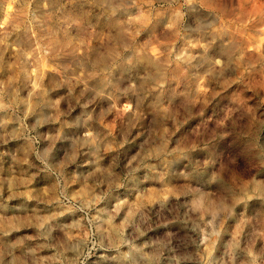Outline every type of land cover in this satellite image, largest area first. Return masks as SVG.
Instances as JSON below:
<instances>
[{"label": "rangeland", "instance_id": "rangeland-1", "mask_svg": "<svg viewBox=\"0 0 264 264\" xmlns=\"http://www.w3.org/2000/svg\"><path fill=\"white\" fill-rule=\"evenodd\" d=\"M0 264H264V0H0Z\"/></svg>", "mask_w": 264, "mask_h": 264}]
</instances>
